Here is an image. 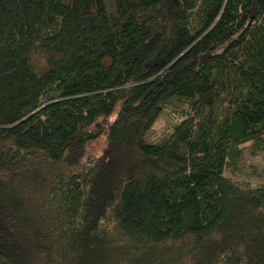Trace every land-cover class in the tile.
Returning <instances> with one entry per match:
<instances>
[{
	"label": "trees",
	"instance_id": "obj_1",
	"mask_svg": "<svg viewBox=\"0 0 264 264\" xmlns=\"http://www.w3.org/2000/svg\"><path fill=\"white\" fill-rule=\"evenodd\" d=\"M247 143L264 0H0V264H264Z\"/></svg>",
	"mask_w": 264,
	"mask_h": 264
},
{
	"label": "rangeland",
	"instance_id": "obj_2",
	"mask_svg": "<svg viewBox=\"0 0 264 264\" xmlns=\"http://www.w3.org/2000/svg\"><path fill=\"white\" fill-rule=\"evenodd\" d=\"M176 104V103H175ZM173 106H166L158 118L155 120L153 125L148 131L144 134V139L148 142H156L166 135L173 127L174 124L181 120V116L172 112ZM114 116L109 117L108 119L99 118L97 121L98 125L102 128H106L108 124L113 120ZM104 141L100 140L96 143H92L87 148V155H98L101 153V150L104 148ZM244 153L242 156L241 162V171L243 175L240 174H231L228 170L224 172L226 177L232 178L233 180H248L252 185H255L259 182H264V175L262 179L257 177L251 178L252 170L254 168L264 171V156L262 155H252V144L247 143L244 145Z\"/></svg>",
	"mask_w": 264,
	"mask_h": 264
}]
</instances>
